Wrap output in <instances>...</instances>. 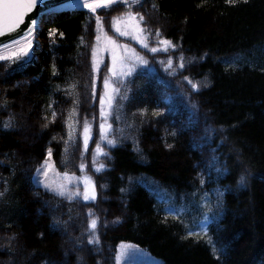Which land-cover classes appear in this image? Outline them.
Segmentation results:
<instances>
[{
	"label": "trees",
	"instance_id": "trees-1",
	"mask_svg": "<svg viewBox=\"0 0 264 264\" xmlns=\"http://www.w3.org/2000/svg\"><path fill=\"white\" fill-rule=\"evenodd\" d=\"M129 12L144 16L150 45L176 47L139 52L149 66L119 85L131 90L109 117L115 145L85 152L84 123L97 125L105 77L92 67L96 17L130 42L111 29ZM37 38L27 56L0 60V264H115L122 241L163 264H264V0L66 10ZM169 57L174 74L160 63ZM49 148L59 172L89 175L95 200L70 201L33 181ZM96 217L98 244L88 232Z\"/></svg>",
	"mask_w": 264,
	"mask_h": 264
},
{
	"label": "snow or ice",
	"instance_id": "snow-or-ice-1",
	"mask_svg": "<svg viewBox=\"0 0 264 264\" xmlns=\"http://www.w3.org/2000/svg\"><path fill=\"white\" fill-rule=\"evenodd\" d=\"M128 3L129 0H79V3L81 6L88 8L92 13H95L97 9L99 8H109L115 3ZM139 0H132V3H138ZM229 3H235L236 0H228ZM40 3V0H0V35L5 34V29L7 32H12L16 27L19 26L20 23L23 22L25 15L28 12H31L37 5ZM137 16L139 19H137ZM96 22L98 26V30L102 29L101 24V18L99 16L96 17ZM144 22V16L136 13L135 15L132 13L127 14V19L121 21L119 18L114 22L113 27H115L116 32H118L121 36H132L134 39H136L144 49H148L152 53H157L161 50L159 47H149V44L147 43V36L145 35V28L141 27V23ZM36 20H31V24L33 27L36 25ZM123 25V26H121ZM50 35H55V33H50ZM61 35H63L61 33ZM156 35L159 36V31L156 32ZM107 42L111 45L112 48V66L109 69V72L111 73L110 77L104 78V95L100 98V105H101V112L100 115L103 118H107L108 115H111L112 112L115 110L114 104L119 97L121 100L127 99V92L131 89L125 87V91L123 94L121 93L120 84H123L125 81H127L130 77H132L138 67H144L147 68L149 66V61L144 56H141L139 53L136 52L135 49H129L128 45H121L116 40H114L112 37H108L105 33ZM97 40H100V37L97 36ZM17 43V41H13V44ZM159 44L162 45V50L167 52L168 49L175 48L176 45L173 44L170 40H160ZM4 47H7L5 45ZM31 48V43L29 42L26 47L15 49L11 52L9 56H2L0 55V60H9L12 62H16L17 60H20L22 57H25L28 55V50ZM96 52L93 50V57L95 58ZM179 63V68H184V57L181 56ZM161 64L165 65V70L168 71L169 69H172V72L170 74L175 73V69H173V61L172 58L169 57L167 62L160 61ZM94 70L99 71L98 65L94 63L93 65ZM53 68L55 69V66L53 65ZM55 74V71H54ZM185 80H188L190 84H192V87L194 90H199V84L192 83V81L185 77ZM105 105L109 109V111L105 112ZM143 112H146L147 110H141ZM164 110H158L154 112L153 114L156 116H160ZM53 118H55V113H53ZM118 118V117H117ZM10 123L6 122L4 124L5 128L10 127ZM47 127V125H44ZM71 128V125H69ZM100 132L102 139H106L108 144L115 145L116 141L114 139H107V131L106 126L104 123L100 124ZM111 124L107 125V129H111ZM90 132L91 128L87 120H85L84 128H83V142H84V150L87 152L88 150V142L90 139ZM175 135V133H172ZM55 139V138H54ZM171 147V145H169ZM96 152L100 153L102 152V149L100 148V145L97 144ZM47 156L42 164H40L36 169V176L34 177L35 183L38 186H42L47 190H50L54 192L56 195L65 197L68 200H74L75 198L82 196L85 201L87 200H95L96 194H95V185L92 183L91 179L89 177H84V190L83 192H80L77 188L75 191L69 188V184H71L73 179H78L73 176H70L67 172L60 174L55 173L56 176L59 177V181L57 182L55 180L51 181L49 180V173L54 168V164L50 162V159L52 157V149L49 148L47 150ZM81 169L85 167V165L81 164ZM100 168L104 167L103 165L99 166ZM99 170V168L97 169ZM43 177V179H41ZM245 180L244 176H241V183H243ZM0 195H3V193H0ZM219 206V202H218ZM211 211V209H209ZM89 215L92 216L91 210L89 211ZM207 216H205V220H207ZM54 225L62 223L59 221L56 217H53ZM98 224V217L92 218L90 220V226L88 229L89 232V243H99V237L96 234L95 230L97 228ZM207 225L204 224L201 226V231H206ZM194 231H189L188 235H196ZM126 255L125 251L119 252L115 259L117 261V264L121 260L124 259Z\"/></svg>",
	"mask_w": 264,
	"mask_h": 264
},
{
	"label": "rangeland",
	"instance_id": "rangeland-1",
	"mask_svg": "<svg viewBox=\"0 0 264 264\" xmlns=\"http://www.w3.org/2000/svg\"><path fill=\"white\" fill-rule=\"evenodd\" d=\"M80 5L81 4L76 5V6H73V7L74 8H77ZM127 14L128 13H126V14H120L119 16H116V17L112 18L111 29H112L113 33L116 32L115 27H113L114 22L117 20V18H119L121 21L126 20L127 19ZM101 24H102V22H101ZM121 26H123V25H121ZM105 33L107 34L108 37H112L115 40V36L109 34L108 31H107V29H105V27L103 26V24H102V29H99L98 30V26H97V23H96V35H95V40H94L95 42H94L93 48H92V65H94V63H95V64L98 65V68H99V71H96V70H94V67H93L95 76H97L99 72H102V70H104V76L105 77H110L111 76V73L109 72V69L112 66V48H111V45L106 40ZM116 33L119 36H121L118 32H116ZM97 36L100 37V40L99 41L97 40ZM122 37H129L130 40L135 44V47L132 48V46H129V45H132L133 44L132 42H130V43H127L126 41H124V42H118L119 44H121V45H128L129 49H135L137 53L142 52V51H146L148 53H152L148 49H144L142 47V45L136 39H134L132 36H122ZM28 40L29 41H26V42L23 41V43H19L17 45L11 46L10 48L8 47L5 50H1L0 51V55H2V56H9L13 50L26 47L29 42L32 45V43H34V41H38V38H35V36L33 35L32 37L28 38ZM149 47L150 48L151 47H159V48H161L163 46L162 45H150L149 44ZM31 48H32V46H31ZM31 48L28 50V54H30L32 52L31 51ZM93 50H95V52H96L95 58L93 57ZM105 77H103V81H102L103 91L100 94L99 99L101 97H103L104 92H105V89H104V78ZM98 109H99V114H98V117H97V120H98L97 125L94 126L93 123H91V124L89 123L90 128H91V132H90V139H89V142H88V149H90L91 147H93L94 150H96L95 147H97V144H99L100 142L101 143L104 142L102 139H99V137L102 138L101 132H100V127H99L101 123H104L105 124L106 131L108 132L107 125L109 124V120H110L109 119V116L110 115H108L106 119L103 118V117H101V115H100V112H101L100 100H99V107H98ZM108 111H109V109L105 105V112L107 113ZM28 132H31V130L29 128L23 134L24 140H26L27 133ZM81 146L83 147L82 149L84 150L83 132H82V142H81ZM102 147L103 146L100 145V148L101 149H102ZM46 158H48V156H46L45 159ZM49 159H50V162L53 163L52 162V159L51 158H49ZM43 161H42V163H43ZM100 165H102V164H98V165H96V167L100 168L99 167ZM57 172L60 173V174H63V173L59 172L57 170V168L54 166V168L49 173V180H50V182L53 181V180H55L57 182H60L59 181V177L55 175V173H57ZM69 175L70 176H73L75 178H78V179H73L72 180L71 184H69V188L72 189L73 191H75L78 188L80 192H83V190H84V180H83V178L84 177H89V175H86L84 173H81V174H78V175L77 174H69ZM35 176H36V172H35V174L33 176V181L34 182H35V179H34ZM41 179H43V177H41ZM91 181H92V179H91ZM92 183L94 184L93 181H92ZM95 194H96V190H95ZM87 201H92V200H87ZM122 250L126 252V255H125L124 259L119 262V264H163L161 260H159L156 257H154L153 255H151L148 252L147 249H145V248H143L141 246H138V245H136L133 242H129V241H122V242H120L118 244V246H117V250H116V253H115V257ZM115 264H117L116 259H115Z\"/></svg>",
	"mask_w": 264,
	"mask_h": 264
},
{
	"label": "water",
	"instance_id": "water-1",
	"mask_svg": "<svg viewBox=\"0 0 264 264\" xmlns=\"http://www.w3.org/2000/svg\"><path fill=\"white\" fill-rule=\"evenodd\" d=\"M77 0H40V3L31 12H28L22 23L19 24L12 32H7L0 35V48L5 45H10L13 41H19L26 38L31 33L38 29V26L43 21L45 15L56 12L72 5ZM31 20H36L37 23L33 27Z\"/></svg>",
	"mask_w": 264,
	"mask_h": 264
},
{
	"label": "bare ground",
	"instance_id": "bare-ground-1",
	"mask_svg": "<svg viewBox=\"0 0 264 264\" xmlns=\"http://www.w3.org/2000/svg\"><path fill=\"white\" fill-rule=\"evenodd\" d=\"M33 36V34H31L28 38H30V37H32ZM28 38H26V39H28ZM26 39H24V40H22V41H18L17 43H15V44H11L10 46H8V47H11V46H13V45H17V44H19V43H22L23 41H25ZM8 47H5V48H8ZM4 49V48H3ZM3 49H1V50H3ZM0 50V51H1Z\"/></svg>",
	"mask_w": 264,
	"mask_h": 264
}]
</instances>
